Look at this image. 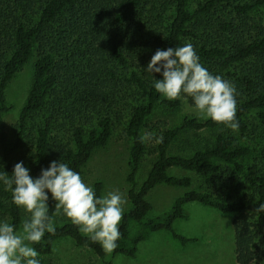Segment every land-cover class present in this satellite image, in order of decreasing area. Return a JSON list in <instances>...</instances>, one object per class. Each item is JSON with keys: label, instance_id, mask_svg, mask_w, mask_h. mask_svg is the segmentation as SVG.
I'll list each match as a JSON object with an SVG mask.
<instances>
[{"label": "trees", "instance_id": "trees-1", "mask_svg": "<svg viewBox=\"0 0 264 264\" xmlns=\"http://www.w3.org/2000/svg\"><path fill=\"white\" fill-rule=\"evenodd\" d=\"M264 0H0V171L11 175L14 158L26 157L35 179L51 161L67 163L81 177L94 152L105 147L117 124L130 139L127 181L129 208L120 223L115 254L134 257L153 233L169 230L182 243L192 239L176 233L184 206L198 202L223 213H237L233 222L239 264L264 261ZM258 15V16H257ZM191 43L200 63L237 89L239 130L211 119L184 118L158 130L155 147L139 137L160 105L178 108L183 95L168 100L154 88L161 73L146 68L157 49ZM35 59L32 81L21 108L16 135L10 139L5 113L11 110L7 89L17 73ZM213 133L210 143L191 154H170L179 137L192 131ZM162 136V142L157 138ZM242 138H248L246 142ZM261 147V148H260ZM156 154L146 178L139 174L149 154ZM256 155L251 159V156ZM195 172L207 186L178 197L171 209L151 216L147 196L159 184L189 187ZM104 185L93 190L103 196ZM49 215L56 232L45 233L32 246L40 264L61 238L92 249L98 242L82 234L64 215ZM26 212L12 202L0 183V222L19 229Z\"/></svg>", "mask_w": 264, "mask_h": 264}, {"label": "rangeland", "instance_id": "rangeland-1", "mask_svg": "<svg viewBox=\"0 0 264 264\" xmlns=\"http://www.w3.org/2000/svg\"><path fill=\"white\" fill-rule=\"evenodd\" d=\"M263 12L264 10H261L258 15L262 16ZM34 61L35 59H32L17 73L7 89L11 110L5 113L4 119L10 139H14L16 135L15 124L31 86ZM189 117L198 118L194 106L185 99L178 108L158 106L143 130V133L154 134L147 141L148 144L153 149L156 145L154 136L159 129L174 127ZM212 139L213 133L210 131H192L179 137L170 148V154H191L210 143ZM247 140L248 138H242L243 142ZM130 144L124 124H117L109 143L94 152L82 175L83 181L92 188L97 181H101L104 185L103 195L109 191L122 193L127 199L124 212L130 205L128 199L130 185L127 181ZM255 155L256 153L251 159ZM156 157L154 153L147 156L139 174L140 183L146 178ZM21 161L28 168L26 157L17 155L14 158L15 163ZM169 172L177 176H190L192 183L189 187L157 185L147 196L152 204L151 216L169 211L174 201L189 190L207 189L202 178L195 172L181 168H171ZM184 213L185 217L175 220L173 229L179 235L192 239L186 243H182L171 231L160 230L139 244L134 257L112 252L101 259L92 249L79 246L73 239L65 237L55 242L53 247L55 251L45 257L44 264H239L235 256L233 227L237 213H223L198 202L187 203L184 206ZM28 216L26 212L25 218ZM250 264H264V261L259 259Z\"/></svg>", "mask_w": 264, "mask_h": 264}, {"label": "clouds", "instance_id": "clouds-1", "mask_svg": "<svg viewBox=\"0 0 264 264\" xmlns=\"http://www.w3.org/2000/svg\"><path fill=\"white\" fill-rule=\"evenodd\" d=\"M146 70L162 74V79L154 81V88L168 100H177L182 94L191 97L198 118L211 119L234 132L239 130L235 85L204 67L191 43L157 49ZM153 135L146 132L139 140L144 143ZM162 139L158 137L157 142ZM0 183L11 192L12 202L29 214L19 229L7 221L0 222V264H40L39 253L32 245L39 243L46 232H56L49 215V193L56 202L54 215L69 218L106 254L116 249L127 204L119 191L97 197L81 175L61 160L51 161L35 179L23 161L18 162L10 176L0 171ZM259 210H264V204Z\"/></svg>", "mask_w": 264, "mask_h": 264}]
</instances>
